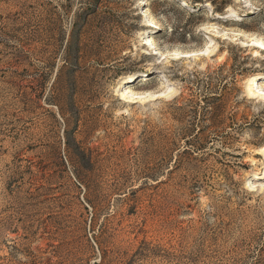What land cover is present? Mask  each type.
Wrapping results in <instances>:
<instances>
[{"label":"rangeland","instance_id":"rangeland-1","mask_svg":"<svg viewBox=\"0 0 264 264\" xmlns=\"http://www.w3.org/2000/svg\"><path fill=\"white\" fill-rule=\"evenodd\" d=\"M256 42L264 0H0V264H264Z\"/></svg>","mask_w":264,"mask_h":264},{"label":"bare ground","instance_id":"bare-ground-1","mask_svg":"<svg viewBox=\"0 0 264 264\" xmlns=\"http://www.w3.org/2000/svg\"><path fill=\"white\" fill-rule=\"evenodd\" d=\"M143 16H144V24L146 26H150V25H153L154 26V18H153V15L150 13L149 11V8L146 6V8L143 10ZM148 28V27H147ZM149 29V28H148ZM149 40L154 41L153 37L151 35H148L147 37ZM258 45H260L261 48H264V44L263 43H260V42H256ZM159 50V49H158ZM200 51H203L201 53L198 52H180L179 50L175 53H173L174 56H177V57H191V56H196V55H207L208 53H211L213 50H200ZM199 53V54H198ZM157 55L158 56H164V53L161 52V51H157ZM253 84H254V79H252L250 81V83H246L245 84V87H244V91L247 95L248 98H255L257 97L256 94L253 92ZM142 92H139V91H133L131 92V96L132 97L131 99H133V96H141ZM156 95H158V97L162 98V99H166V100H173L175 98H177L179 95H180V92L178 89L176 88H167L166 90L160 92V93H157ZM124 98H127V96H123ZM264 97V95H263ZM130 99H127V101H129ZM256 153L261 155L263 158H264V146L262 147H259L256 149ZM264 176V175H263ZM261 176V177H263ZM246 188L249 189V188H254V185H253V182L251 181H247V184H246Z\"/></svg>","mask_w":264,"mask_h":264},{"label":"trees","instance_id":"trees-1","mask_svg":"<svg viewBox=\"0 0 264 264\" xmlns=\"http://www.w3.org/2000/svg\"><path fill=\"white\" fill-rule=\"evenodd\" d=\"M70 143H69V139H68V141H67V147L69 148L70 147V145H69ZM33 261V260H32ZM31 264H35L34 263V261H33V263H31ZM42 264V263H41Z\"/></svg>","mask_w":264,"mask_h":264}]
</instances>
